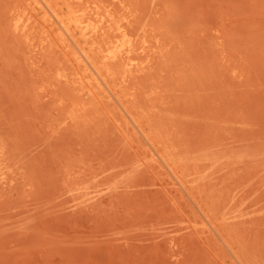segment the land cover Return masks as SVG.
<instances>
[{"label": "rangeland", "instance_id": "1", "mask_svg": "<svg viewBox=\"0 0 264 264\" xmlns=\"http://www.w3.org/2000/svg\"><path fill=\"white\" fill-rule=\"evenodd\" d=\"M49 1L0 0V264H264V0Z\"/></svg>", "mask_w": 264, "mask_h": 264}, {"label": "bare ground", "instance_id": "2", "mask_svg": "<svg viewBox=\"0 0 264 264\" xmlns=\"http://www.w3.org/2000/svg\"><path fill=\"white\" fill-rule=\"evenodd\" d=\"M51 1V0H50ZM50 1L48 2V4H47V8L49 9L48 11L52 14V15H50V16H53V18L55 17V24L54 25H56L57 24V26H58V29H60V31L62 32V34H64V35H68L70 38H72L73 40H75V37H76V41H77V38H78V36H76V32L74 31V29H77V28H81L80 30H82V26H80L79 24L81 23H79V19L78 18H80V17H82V15L81 14H79L80 15V17H78V16H75V15H73V13H71L72 11H74L75 12V10H70L69 11V13H68V17H65V15H63V11H62V6L61 7H59L58 5H56V4H52V3H50ZM63 1V0H62ZM57 2H58V0H57ZM53 3H56V1L55 2H53ZM65 3L66 4H68L66 1H65ZM69 5V4H68ZM46 8V7H45ZM45 8H43V9H45ZM47 8H46V10H47ZM43 13H45V12H43ZM50 13H47V15L48 14H50ZM76 13V12H75ZM78 15V14H77ZM48 17V16H47ZM46 17V19H48ZM82 19H84V18H80V20L82 21ZM53 20V19H52ZM87 21V20H86ZM85 21V22H86ZM48 22V21H47ZM46 22V23H47ZM84 23V21H82V24ZM53 25V26H54ZM85 24H83V26H84ZM89 25V24H88ZM46 26V25H45ZM51 26V25H50ZM53 26H51V27H53ZM102 27H103V25H101ZM106 26V25H105ZM98 27H99V25H98ZM84 28V27H83ZM101 28V27H100ZM92 32H94V31H92ZM80 33H81V31H80ZM83 33H85V32H83ZM121 34H122V32H120ZM109 34V33H108ZM120 34V35H121ZM81 35V34H80ZM83 35V34H82ZM93 35H95V36H100V40H101V35H104V32H102V33H97V32H95ZM92 35V36H93ZM107 34H105V36H106ZM107 37V36H106ZM103 38V37H102ZM104 39V38H103ZM95 40V42H96V38L94 39ZM105 40V39H104ZM92 41V40H91ZM85 42H87V39H85ZM93 43H94V41H93ZM99 43V42H98ZM93 49V48H92ZM117 50V49H116ZM129 50H130V48H129ZM123 51H126V50H123ZM128 51V50H127ZM128 53V52H127ZM126 53V54H127ZM125 54V53H124ZM125 54V55H126ZM106 55H108V54H106ZM123 55V54H122ZM105 57V56H104ZM111 57V56H110ZM123 57V56H122ZM85 58H86V60H87V63H88V61H89V64L91 63V64H93V63H95V62H93V61H95V60H93L92 61V59H91V56H90V54L88 53V55H86L85 56ZM108 59V58H107ZM112 59V58H111ZM122 59V58H121ZM106 60V59H105ZM104 60V61H105ZM113 60H115L114 62H116V59H113ZM103 61V62H104ZM107 61H109V60H107ZM106 62V61H105ZM109 62H111V60L109 61ZM108 62V63H109ZM108 63L106 64V65H108ZM105 64V63H104ZM103 64V66H105ZM112 64H115V63H113V61H112ZM144 66V65H143ZM135 68V67H134ZM143 68V67H142ZM145 68V67H144ZM148 68V67H147ZM137 69V68H136ZM138 70V69H137ZM133 73V72H132ZM141 73V72H140ZM137 74V73H136Z\"/></svg>", "mask_w": 264, "mask_h": 264}]
</instances>
